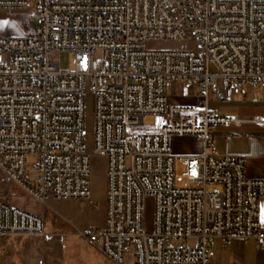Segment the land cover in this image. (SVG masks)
Here are the masks:
<instances>
[{"label":"built area","instance_id":"1","mask_svg":"<svg viewBox=\"0 0 264 264\" xmlns=\"http://www.w3.org/2000/svg\"><path fill=\"white\" fill-rule=\"evenodd\" d=\"M30 31L0 34V172L42 204L90 198L85 97L93 95V151L106 158V220L72 234L100 244L115 264H212L210 243L253 240L264 250V178L246 175V156L207 153L208 132L243 118L208 105L264 88V0H0L25 8ZM151 40L195 48L153 50ZM68 50L74 68L52 57ZM103 56L95 60L96 51ZM215 72L209 71V66ZM189 88L194 103L169 91ZM147 115L153 125L143 124ZM264 125V116L251 120ZM174 136L202 141L200 154L173 151ZM34 157L36 176L27 170ZM187 184L175 182L176 167ZM151 198L150 229L143 221ZM40 236L43 217L0 199V235Z\"/></svg>","mask_w":264,"mask_h":264},{"label":"rangeland","instance_id":"2","mask_svg":"<svg viewBox=\"0 0 264 264\" xmlns=\"http://www.w3.org/2000/svg\"><path fill=\"white\" fill-rule=\"evenodd\" d=\"M35 10L34 2L30 1L23 9H15L10 12L0 11V34L4 37H23L29 33L32 22L31 13ZM146 47L153 50H173L183 48H195V43L188 40H151ZM103 52L98 50L94 57L99 61ZM54 61L62 68H74V55L71 51L62 50L52 55ZM209 71L215 72L213 65ZM85 97V131L88 152L90 153V190L88 199H55L49 198L46 204H42L30 196L22 187L8 181L0 172V199L41 215L48 231L64 232L66 235L61 240L48 241L40 236L3 234L0 235V264H115L109 260L100 250V244L89 242L80 238L68 229L65 222L57 218V211L67 217L78 227L85 229H98L103 222L106 200V158L94 153L93 136V95L89 82L86 84ZM170 93V91H169ZM260 104H264V95L258 96ZM210 107H218L221 111L233 112L235 104L229 98L216 101L214 95H209ZM156 119L147 115L143 124L151 126ZM34 157L28 156L26 161L30 178L36 176L34 169ZM175 182L179 186L187 184L181 175V168L176 167ZM152 199L147 198L143 213V221L146 229H150L153 219ZM96 247V248H95ZM106 260V261H104ZM130 256H126L125 264H130Z\"/></svg>","mask_w":264,"mask_h":264},{"label":"crops","instance_id":"3","mask_svg":"<svg viewBox=\"0 0 264 264\" xmlns=\"http://www.w3.org/2000/svg\"><path fill=\"white\" fill-rule=\"evenodd\" d=\"M181 90L182 85H175L170 91L174 101L183 104L196 101L189 88L186 89L185 95L181 94ZM262 95H264V88H249L245 96H230L229 101L235 104L233 112L210 107L208 101L210 109L237 115L244 121L239 126H217L210 129L208 135L212 140V147L206 149L207 153L245 155L247 159L245 171L249 178H264V125L251 121L256 116H264V104H260L258 97ZM171 145L173 151L179 154H200L204 151L202 141L193 136H174L171 139ZM261 209L262 224H264V200H262ZM54 212L59 220L67 224L70 231L73 230V226L85 229L78 227L57 211ZM105 220L106 200L103 222L99 228L105 226ZM209 247L212 252V264H264V250H261L253 240L234 239L223 244L215 239Z\"/></svg>","mask_w":264,"mask_h":264},{"label":"snow or ice","instance_id":"4","mask_svg":"<svg viewBox=\"0 0 264 264\" xmlns=\"http://www.w3.org/2000/svg\"><path fill=\"white\" fill-rule=\"evenodd\" d=\"M0 26H2V25H0Z\"/></svg>","mask_w":264,"mask_h":264}]
</instances>
